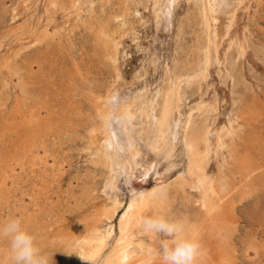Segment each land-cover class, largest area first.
<instances>
[{
  "label": "rangeland",
  "instance_id": "1",
  "mask_svg": "<svg viewBox=\"0 0 264 264\" xmlns=\"http://www.w3.org/2000/svg\"><path fill=\"white\" fill-rule=\"evenodd\" d=\"M51 1L4 0L8 10L0 9L5 17L0 26L9 32L6 38L0 39L1 75L3 82L11 90L13 104L17 100H23L28 107H38L45 98L51 100V103L54 102V110L59 112L62 109L60 118L63 120V136L58 137L56 144L53 142L55 137L49 139L51 143L47 140L48 153L41 149L43 163L40 165L42 168L40 177L51 184L50 195L51 200H54L53 207L51 206V209L46 207L42 216H45L46 221L51 222L54 227L61 221L67 225L74 220L75 222L68 224L66 228H72L75 224L85 227L89 221L101 218V213L111 207L104 191L109 179L108 168L95 161L96 148L90 146L91 137L98 133L95 129L96 106L105 100L110 90L121 93L122 97L135 94L140 100H149L156 93H164L168 82L185 76L186 65L194 59L200 37L198 5L194 0H178L170 16L167 18L160 14L162 19L158 23L153 0H127L129 7L125 18L119 11L124 0H108L109 3L106 2L105 6L101 5L104 0H93L96 8L91 12L86 10L88 4H83L81 0H55L58 10L56 8L51 10ZM74 1L78 6L83 4L85 9L83 13L73 6L71 2ZM214 15L219 61L210 65V70L202 82H192L193 77L181 82L180 101L183 118L192 112L197 124L207 123L210 126V143L213 150L216 146V134L228 128L230 124H233L236 130L234 141L237 142L242 135L263 131V121L249 122L244 112L255 104L264 105V0H234L226 10L216 12ZM124 20L125 27L122 24ZM101 21L103 23L108 21L112 29L115 27L113 30L116 38L118 37L115 61L106 59L103 51L93 41L91 24L94 23L92 27L97 26L102 23ZM48 34L53 37L52 40L46 38ZM237 42L243 43V54L237 53ZM22 63L32 64V79L29 78L26 82L25 91L22 89L23 77L18 73ZM9 64L10 68H7ZM32 86L36 89L33 90ZM35 92L39 93L36 95ZM36 98L38 99L35 100ZM211 109L215 111L212 112ZM207 115L208 120L205 121ZM64 124L67 125L66 128ZM228 136L230 139V135ZM231 144L228 142L227 147L218 150L217 153L212 150L208 170L214 176H217L224 169V164L229 161ZM51 151H54L53 154ZM256 154L259 152L256 151ZM187 160L183 154V147L179 144L174 154L163 160L157 170L151 172L148 177H142L138 171L130 184H125L121 177L118 187L122 193L123 203L110 220L116 231L131 190H141L159 182L176 188ZM45 168L49 172H45ZM53 173L57 175L56 179L52 178ZM255 175L253 189L248 188V193H243V196H234L232 206L234 230L232 229L230 242L226 246L229 264H260L264 261V183L261 180L264 167L257 170ZM235 176L238 178L236 181L241 179L239 173ZM68 178L72 184L68 182ZM32 181L28 177L21 179L23 190L29 191L32 188ZM80 190L81 193L85 190L84 195ZM16 194L19 198L21 191H16ZM75 196L78 201L81 198L82 208L79 210ZM198 197L197 191L189 187L187 193L180 192L174 199L170 219H186L190 227L204 226L205 212ZM23 200L26 201L25 206L30 205L28 196ZM15 204L16 207L19 206L20 201ZM16 207L12 206L9 211H4L2 218H7V215L20 217V210L15 209ZM47 212L49 214H46ZM54 216L58 218V222ZM144 236L146 244L152 242L155 248L159 247L161 235H154L152 240L147 234ZM58 261L59 259H52L51 264H58Z\"/></svg>",
  "mask_w": 264,
  "mask_h": 264
},
{
  "label": "bare ground",
  "instance_id": "2",
  "mask_svg": "<svg viewBox=\"0 0 264 264\" xmlns=\"http://www.w3.org/2000/svg\"><path fill=\"white\" fill-rule=\"evenodd\" d=\"M81 1L85 5L88 4L86 10L90 12L96 8L93 5V0ZM107 1L104 0L103 3H100L102 6H105V4L109 3ZM124 1L121 7H119L123 18L128 13L129 7L127 6V0ZM177 1L153 0L154 13L158 23L162 19L160 14H163L167 18L170 16V12ZM194 1L198 5V22L201 31L194 59L186 65L187 74L178 77L174 82H168L164 93H156L149 100H140L135 94L124 95L125 97H122L121 93L110 90L107 92L105 100L96 106L97 122L95 129L98 133H94L91 137L90 146H95L96 148L95 161L108 168L109 179L105 184L104 191L107 194L111 207L106 208L101 213V218L89 221L85 227L75 224L72 228H66L69 226L68 224L75 222V220L68 222L67 225L61 221L54 227L51 222L46 221L45 216H42L46 207H50V209L53 207L54 200H51L52 197L50 195L51 184L40 177L42 169L40 165L43 163L41 149H45L44 152L48 153V148L46 149L47 140L55 137L53 142L56 144L58 137L63 136V120L60 118L63 112L62 109L59 112L54 110V102L51 103V100H45V98L43 103H40L38 107H28L23 100H17L13 104L11 90L3 82L4 79L2 80V66L0 65L1 219H4L2 218L4 211H9L8 209H11L12 206L16 207L15 202L20 201V205L15 209L20 210V217L35 235L37 244L42 250L47 251L51 255V260L55 258L59 259L58 264H117L119 255L126 251H134L136 253L131 264H145L148 249L155 248V246L152 242L149 244L144 242L143 237H146L144 236L146 233L140 227L139 220L143 217L156 214H163L170 219L174 199L180 192L186 191L187 193V187L197 191L200 206L205 212L204 226L190 227L189 222L186 220L188 235L199 241L203 249V255L198 264H229L226 246L230 242L229 236L233 229L232 225L235 223L232 218L234 196L238 195L239 197V195L243 196V193H248V188H252L255 185L253 177L259 173L255 175L256 171L264 167V105L255 104L244 112V116H247L249 122H252V120L254 122L263 121L262 132L257 131L251 132L246 136L242 135L237 142L234 141L236 130H234V125L230 124L228 128L216 134V146L214 150L213 145L210 143V126L207 123H205L206 125L197 124L192 112L183 118L180 109L181 82L191 77H193L192 82H200L207 76L210 65L214 62L218 63V34L215 29L216 18L214 14L216 12H223L234 3V0ZM71 3L81 13L85 10L83 9V4L78 6L75 1ZM51 4V10L53 8L58 10L57 8L59 7H57L55 0H52ZM0 9L2 11L8 10L4 0H0ZM4 18V14L0 12V23H3ZM93 24H91V27L89 25L92 29L93 41L103 51L106 59L115 61L118 49V37L116 38L113 30L115 27L112 29L108 21L92 27ZM122 24L125 27L126 20ZM0 27V39L6 38L9 30L7 31L6 28ZM47 37H49V40L53 39L50 34ZM242 44L236 43L237 53H244V46ZM7 68H10V64ZM18 70L20 71L18 73H21L20 75L23 77L24 81L22 83L24 84L22 85V89L25 91L27 89L26 82L32 77V64L22 63ZM68 78L70 79V77ZM44 81L46 80L44 79ZM34 89L36 88L33 87ZM31 92L33 91L31 90ZM57 103H55L56 107ZM214 109H211V111L214 112ZM207 120L208 115L205 116V121ZM228 135H230V139H228ZM228 142L232 143L229 149L230 159L224 164V169L217 176H214L208 170L212 150L217 153L218 150L227 147ZM179 144L182 145L183 154L188 160L182 172V177L177 183V187L171 188L168 184L159 182L141 190H131L128 203L120 215L118 230L116 231L114 224L110 220H112L116 211L123 203L122 193L118 187L119 179L123 177L124 183L130 184L138 171L142 177H148L151 172L157 170L163 160L169 159L174 154ZM256 151L259 152L258 155ZM44 171L47 172L48 169L45 168ZM236 173H239L241 176L239 181H236L238 179H236ZM51 176L52 178H57V175L54 173ZM261 176V180L264 183V175ZM24 177L33 180L32 188L29 191L23 190L20 183V180ZM61 180H59L60 183ZM73 189L75 188L73 187ZM18 190L21 191L19 198L16 194ZM84 191L81 193L80 190V193L84 195ZM25 196H28L30 200V205L27 203L29 206H25L26 201L23 200ZM85 197L87 198L86 195ZM74 198L78 202L79 207L77 206V210H79V208H82L80 204L81 198L79 201L76 196ZM46 214L49 213L47 212ZM74 215L76 216V214ZM54 218L58 222V218L55 216ZM147 235L151 240L153 239L154 235ZM254 247L252 248L254 249ZM262 263L264 264V261L260 262V264ZM0 264H11L8 259V245L5 241H0Z\"/></svg>",
  "mask_w": 264,
  "mask_h": 264
},
{
  "label": "clouds",
  "instance_id": "3",
  "mask_svg": "<svg viewBox=\"0 0 264 264\" xmlns=\"http://www.w3.org/2000/svg\"><path fill=\"white\" fill-rule=\"evenodd\" d=\"M143 232L159 234L158 248H150L145 264H198L203 249L199 241L188 235L186 219H169L163 214L139 220ZM0 241L7 242L11 264H51V255L41 249L36 237L19 216L0 220ZM134 251L119 255L117 264H131Z\"/></svg>",
  "mask_w": 264,
  "mask_h": 264
},
{
  "label": "snow or ice",
  "instance_id": "4",
  "mask_svg": "<svg viewBox=\"0 0 264 264\" xmlns=\"http://www.w3.org/2000/svg\"><path fill=\"white\" fill-rule=\"evenodd\" d=\"M114 190H115V188H114Z\"/></svg>",
  "mask_w": 264,
  "mask_h": 264
}]
</instances>
